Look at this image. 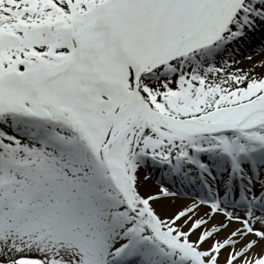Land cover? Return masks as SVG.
Listing matches in <instances>:
<instances>
[{
    "label": "snow or ice",
    "instance_id": "1",
    "mask_svg": "<svg viewBox=\"0 0 264 264\" xmlns=\"http://www.w3.org/2000/svg\"><path fill=\"white\" fill-rule=\"evenodd\" d=\"M0 264H264V0H0Z\"/></svg>",
    "mask_w": 264,
    "mask_h": 264
}]
</instances>
